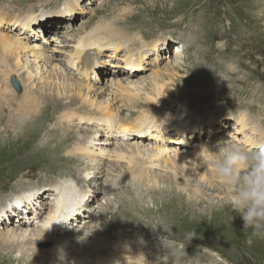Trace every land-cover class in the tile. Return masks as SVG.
<instances>
[{"label": "rangeland", "instance_id": "374dc122", "mask_svg": "<svg viewBox=\"0 0 264 264\" xmlns=\"http://www.w3.org/2000/svg\"><path fill=\"white\" fill-rule=\"evenodd\" d=\"M65 1L70 3L76 0H0V9L12 13L11 15H22V12L31 11L35 7L33 13L40 20L38 23L41 25L32 28L30 33L40 34L47 39L48 36H43V34H48L51 28H59L61 31H66L67 35L64 39L61 34L57 33V37L65 40L64 45L56 47L54 43L49 42L46 48L52 55L54 64H58L57 71H50L49 68V72H46L40 67V73L37 74L36 67L41 66L42 62L33 56H23L22 64L26 67L20 71V74L28 70L33 74V79L27 80L26 83L22 80L12 79L10 81L11 86L19 94L23 92L24 85L33 83V89L43 94L46 102H44L45 109H39L34 115L27 116L29 117L25 122L27 126H8L6 119H2L4 125H0V198L13 197L14 199L11 200L13 203L1 209L0 235L4 237L9 230L17 229L15 225L17 223H12L17 222L16 220L22 215L24 216L18 211L19 207L23 212L22 206L28 204L26 198L32 194L26 191L21 194L19 192L36 187H43L38 191L54 190L55 185L61 186L60 184L64 185V181L75 180L81 182L82 188H85L90 198L87 199V197V200L83 202L80 199L82 194H76L78 203L81 206L87 203V206H82L78 213L79 218L73 221L77 225L71 224L69 236L77 232L74 236L77 238L83 236L84 240L70 250L72 253L76 251L86 254L88 257L86 264H95L100 256H109L111 252L116 253L117 245H121L120 255L124 257L125 264H155L158 258L166 252L162 237L167 236L168 233L160 225L161 223L169 228L170 235L166 238L171 240L178 250L176 264H264V237H251L252 242H248L250 230L249 236H246L243 231V219L236 212H231L223 206L222 201L227 189L215 172L212 174L214 182H211L210 179H203L202 175L198 174H202L203 170L199 172L191 168L188 162L186 166L173 163L168 166L173 167L174 171L167 172L173 171L175 177L177 174L182 177L177 179L178 184L172 182L167 176L152 174L148 170L149 166L143 161L142 152L144 150L154 152V149L152 150L155 146L154 141L148 142L149 137L145 138L148 139L147 142L142 139L143 137L137 141L133 137L123 141L115 138V135L109 139L112 140L111 144H106L107 140L100 144L103 140L102 135L105 133V126L99 128L96 123H82L83 116H78L80 120L77 116H73L70 120L65 116V112L54 110V105L57 107L58 101L60 104H68L71 100L72 104L82 103L83 106H76L81 110L89 106L78 97L77 89L58 96L56 95L58 83L51 84L50 81L43 82L44 79H42L44 74L46 76L50 74L49 76L52 77L59 75V80L65 75V80H68L67 73H69V78L74 75L83 82L88 80V83L95 78L99 79L101 71L86 76L81 75L82 71L73 69L72 75L64 65L70 62V56L76 52V43L80 36L91 33L88 36L94 38L97 36L96 28L106 25L125 30L129 36L134 38H143L144 41L149 42V45L152 44V40L164 42L161 47L184 42L189 48L179 55L178 62H175L177 60L175 58L172 64L171 61L168 62L156 55V58L149 59L145 70L137 71V69L136 72L140 73L136 75L134 72L135 75L133 74L132 78L139 81L145 80L144 85L140 84L143 86L142 92H151L149 88L154 82L152 77L154 71H163L159 75L164 77L163 82L170 87L169 95L159 98L158 104H154V111L165 115L167 120L169 119L174 124L179 123L182 116L191 119H201L203 115L216 116L219 118L216 124L226 123L223 128L225 131L222 129V132L219 130L212 135L208 134L206 136L208 140H204V136L202 140L217 143L220 137L230 138L231 128L226 126L233 124L235 126L231 127L238 132L233 134L235 137L231 140H236L240 138L238 134L241 133L238 122L241 111L246 113L248 122L250 121L251 124H256L255 121H257L258 124L262 123L264 126V109L258 111L255 108L256 100L264 99V0H79L82 11L79 10L72 16L70 12L59 11L64 10ZM81 26L86 28L82 29ZM18 28L21 30L22 27ZM80 28L82 30H79ZM219 36L220 38L217 39L216 37ZM104 39L108 38L105 36ZM27 41L33 45L38 39L32 38ZM146 42L142 41V44ZM166 42L167 45H165ZM125 50L126 48L120 46L117 52L123 56L122 53ZM162 51L161 55L167 53L165 49ZM102 55L107 65H112L113 56L108 53ZM115 58L118 61L120 59L118 55H115ZM170 63L176 65V70L173 71ZM121 66H123L122 63L115 64L111 68L112 74L104 71L103 74L108 75H102L103 80L92 82L97 87L93 86L92 89L96 90L91 91V94L97 93V90L100 92L102 88L107 89L106 83L108 84L107 81L112 78L111 76L116 81V76L123 73L117 72ZM98 67L101 68V64ZM166 68L171 74L176 71L177 73L166 76L164 73ZM61 71L63 74H60ZM192 87L202 92H194L193 96L188 97ZM205 91L208 92L205 93ZM106 97L109 100L112 99L108 91L103 93L100 99L104 100ZM196 101L203 103L204 110ZM262 106L264 107V100ZM93 107L99 110L95 118L113 117L116 121L109 123L113 128L116 127L120 131L132 128L131 132H134L137 127L135 118L142 111L150 109L142 96L133 100L132 104H126L121 116L118 114L105 116L97 105ZM3 109L1 107L0 111ZM199 109L203 110V115L199 114ZM48 115L51 118L45 121ZM148 115L156 114L149 112ZM123 116L129 119L130 126L123 127ZM118 118L120 122H117ZM24 120L25 118L22 122ZM207 120L210 118H205V116L202 118V121ZM64 128L65 132L69 129L75 139L58 153L57 146L50 147L46 144L49 143L50 131L53 129L60 131ZM97 130L99 134H96ZM140 131L144 132L146 129L142 128ZM245 131L250 134L248 128ZM242 135L245 134L242 133ZM143 136L146 137V134ZM92 138L93 143H89ZM256 138L264 140L261 135H257ZM168 139L176 144L172 138ZM116 141L118 143H114ZM140 142L151 145L143 148L141 144L144 143ZM124 143L126 145H122ZM129 145H135V156L140 161L138 165H141V169L143 170L145 166L148 168H145L147 173L144 179L135 181L129 173L127 159L115 158L116 146L127 151L125 147H130ZM178 150L189 152L188 154L193 151L192 147L187 145H183ZM170 154L171 152L168 155ZM93 159L103 162V174L100 176H98L99 168L95 165L96 162L92 161ZM194 160L193 158L188 159L195 163ZM152 165L150 163V167ZM156 168L157 172L167 170L163 166ZM209 169L204 171L208 177L207 170ZM30 170L34 171V177L28 175ZM173 174L170 173L169 177L172 178ZM96 179L94 186L93 181ZM87 188L90 190L86 191ZM19 199H23L22 202H17ZM34 200L40 210L38 196ZM47 200L45 199L44 204H47ZM44 204L41 211L43 217L52 210ZM49 204L54 206L52 200ZM92 207L97 209L88 210ZM85 214L90 217H84ZM53 215L56 217L57 213ZM33 224L29 226L30 229L40 228V219H37V222L34 221ZM45 226L51 227L52 225L47 223ZM47 231L50 229L47 228ZM192 231H195L197 235L192 240L186 239V234ZM54 233H49L48 236ZM58 233L56 232L55 235L64 236L61 231ZM110 236L114 238L110 239ZM38 246L45 249L49 243L38 241L37 236L31 235L17 245L2 244L0 240V264H56L54 260L50 261L46 251H41L42 249ZM37 253H40L41 257ZM118 259L124 260L122 257ZM72 262L79 264L75 258ZM168 264H172L171 259Z\"/></svg>", "mask_w": 264, "mask_h": 264}, {"label": "bare ground", "instance_id": "6f19581e", "mask_svg": "<svg viewBox=\"0 0 264 264\" xmlns=\"http://www.w3.org/2000/svg\"><path fill=\"white\" fill-rule=\"evenodd\" d=\"M68 3L69 2L65 1L66 5L64 6L65 7L64 10H59V11L68 12V13L70 12L72 16L74 13L81 10V3H79V0L70 2L69 4ZM34 10L35 7L32 8L31 11L26 10L25 12H22V15L19 14L11 15L12 13L10 12L7 13L0 9V108L1 107L4 108L3 111L2 110L0 111L1 112L0 125H4L2 123V119L4 118L6 119L8 126L25 125V122L29 118V117L27 118L28 115L31 114L30 116H32L39 109L40 110L45 109L44 102H46V99L43 97V94H39V92H37L36 89H33L34 86L33 83H30L29 85H24L23 92L19 94L17 93L15 88L11 86L10 81L14 79L18 81L22 80L23 83L24 82L26 83L27 80L31 81V79H33V74L31 72H28V70L20 74V71L23 70L24 67H26L24 64H22L24 58L23 56H28V57L33 56L36 58V60L42 62L41 66L38 65L36 67L37 74L40 73V67H42V69L44 68L46 72L47 71L49 72V68L50 71H55V70L57 71L58 64L57 65L54 64L53 57L50 53H48L46 48L48 47L47 45H49V42L54 43L56 47L58 45L59 46L64 45L63 41L65 40H61L59 37H57L58 35L57 33L61 34L62 38L63 37L64 39L67 38L66 37L67 35L65 34L66 31L65 32L61 31L59 28H51L48 30V34H43V36H48L47 39L43 38L42 35L40 34L38 35L35 33H30L29 31H32V28L40 27L41 25L38 23V21L40 20H38V18H36V16L33 13ZM70 14H68V16ZM35 23L36 25H34ZM19 26L22 27L21 30L18 28ZM85 28L86 27H82V29ZM82 29L80 28L79 30ZM96 31H97V36L94 38L88 36L91 33L87 34L86 36L79 37L78 42L76 43V49H75L76 52L70 56V62L66 63L64 67L68 71L70 70L71 71L70 73L72 75H73V69L82 71L81 75H86V76L90 73L95 74V72L101 71L102 74L98 77L99 79L94 77L95 79L90 80L88 83V80L87 82H83L78 78H76L74 75L73 77L71 76L72 78H69L68 77L69 73L66 74L68 80H65L64 77L65 75L63 77H60L61 80H59V75L52 77L49 76L50 74H48L47 76L44 74L42 78L44 79V81L42 80L43 82L50 81L51 84L58 83L57 84L58 93H56V95L58 94V96L62 95V93L66 94L67 91H71V90L74 91L77 89L78 97H80L83 102H85L87 105L91 107L85 106V109L81 110V108L78 109L76 106L78 105L83 106L81 105L82 101H80L81 104L79 103L72 104V100L69 102L67 101L68 104L66 103L60 104V101H58L57 107L54 105V110L56 112L59 111L65 112V116L68 117V119L70 120L73 118V116H77V117L83 116V119H81L82 123L84 122L87 123L91 122L94 124L96 123V125H99V128L105 126L104 127L105 133L102 135L103 140L100 141V144L101 142L102 143L105 142V140H107L106 144H111L112 140L109 139L110 138L112 139L115 135H116L115 138H118V140L122 139L123 141H125L124 139L131 137H133L134 140L137 141L139 138L143 137L142 139L145 140V142H147L148 139L145 138L149 137L150 140L148 142L152 143V141H154L155 143V146H153L154 148H152V150L154 149V152H150V151L148 152L147 150H146L147 152H145L144 150L142 154H143V161L149 166V169L147 168V166H145V168H147L149 172H151L152 174L157 173L161 177L167 176V178L170 179L172 182L174 183L177 182L178 184L177 179L180 178L181 176L177 174V177H175L173 174L174 168L173 167L169 168L168 166L170 165V163H173L174 165L179 164L181 166L189 162L188 166H191V168L196 169L199 172L203 170L202 174L198 173L199 175H202L201 178L210 179L211 182H214V179L212 178V174H214L215 171L211 170V168L207 170L209 177L207 176L206 173H204V171L207 168L202 164V161L200 160L202 159V157L199 156V153L201 152L202 147H204L203 151H210V149H215L217 143L210 142L211 140L203 141L202 140L203 136L205 137L204 140H208L206 137L208 134L212 135L214 133H217V131L219 130L221 132L223 130L225 131V129L223 128L225 127L224 125H226V123L219 122L216 124L219 118L212 115H208V116L203 115L202 112L204 110L203 103L197 101L196 103L201 105L203 108V110L199 109L200 111L199 114H202L203 117L205 116V118L207 117L210 118V120L202 121L203 117H201V119L198 118L191 119L190 117L182 116V118L180 117L181 121H179V123L176 124L171 123L169 119L167 120V117L165 115L158 114L159 112L154 111L155 108L154 104L156 105L158 104L159 98H164L166 95H169L168 93L170 87L166 85L165 82H163L164 77H160L159 75V73L163 71H159V70L154 71V74L152 76L154 82L151 84V87L149 88L151 89V92L150 91L142 92L143 86L140 84L142 83L144 85L145 80L139 81L136 80L135 78H132L135 74L138 75L140 73V72H136L137 69H138L137 71H141L142 69L145 70L147 64L149 63V59H153L156 55L158 57L160 56L164 60H168V62L171 61V63L173 60H175V58H177L175 62H178L179 60L178 58H180L179 55L181 54V50H182L180 48V44L182 43L179 42L177 45L171 46L172 44L167 45L166 42L165 45L167 46L161 47L162 44H164V42H160L159 40H152V44L149 45V42L144 41L143 38L140 39V37L134 38L133 36H129L125 30L118 29V27L115 26L113 27L112 25H106L101 28H96ZM11 32L12 33L14 32V34H12ZM20 35H22V37ZM105 36L108 38L107 40L104 39ZM23 38H25L26 40L25 39L23 40ZM32 38H35L36 40L38 39V41H36V44L31 45L29 41H27ZM40 38L43 39L40 40ZM68 38L70 39L71 37ZM216 38L219 39L220 36ZM137 40L139 41L137 42ZM142 41L146 42V44L144 43L142 44ZM120 46L121 48H126L125 52L122 53L124 54L123 56L120 55L119 52H117ZM182 48H183L182 51L184 53L188 50L189 47L183 44ZM162 49L167 50V53L161 55ZM103 53H108L111 56H113L111 60L112 65L109 64L107 65L106 60L102 55ZM172 53L174 55L173 58H172L173 56ZM115 55L116 56L118 55L120 57L119 61L115 58ZM124 62H126V64L129 63V66L134 65L136 69L132 71H128L125 67H123ZM118 63H122L123 66H121V69L117 72H123V73L116 76L117 79L116 81H114L113 76H111L112 77L110 78L111 80L109 79L107 81L108 84L106 83L107 89L102 88L99 90L101 93L98 92L97 90L96 91L97 93H94L92 95L91 91L96 90V89H92L94 86V83L92 82H95V80H101L102 75H108V74H103L104 71L109 74H112L113 72L111 68ZM171 63H170V67L173 69V71L176 70L175 67L176 65H171ZM100 64L102 66L101 68L98 67ZM167 70L169 69L166 68L164 70L166 76H172L173 74L177 73L176 71V72H172L173 74H171L169 73V71L167 72ZM23 74L25 76H22ZM60 74H63V72L61 71ZM52 75L54 76V74ZM109 81H111L110 84ZM107 91L109 97L111 96L112 99L109 100L108 97H106V99L104 100L100 99L102 98L103 93H107ZM153 92L156 94H154ZM194 92H202V91L200 89L192 87L191 90L189 91L188 97L193 96ZM207 92L208 91H205V93ZM140 96H142L144 100L149 104L150 109L149 110L147 109L148 111H142V113L135 118V126L137 127H135L134 132H131L133 131L132 128L123 129L124 131L117 130L116 127L113 128V126L109 124L112 121H116L113 120V117H110L109 119L95 118L96 116L95 114L99 112V110L93 106L97 105V107L101 110L100 112L105 116L113 115V114H118V116H121V113L123 112V108L126 106V104H132L133 100L138 99ZM263 100H264L263 98L256 100L255 104L257 105L255 108L258 111L264 109V107L262 106ZM64 105H66V107H63ZM149 112H154L157 116L148 115ZM23 118H25L24 122H22ZM45 118L46 119L44 120L46 121L49 118H51V116L48 115ZM238 118H239L238 119L239 126L241 127V128L238 127L239 129H241V133L238 134L240 135V138H238L239 140L236 138V140H233L232 142L240 145H247V144L251 145L255 140H257L256 138L257 135H261V137L264 138V126L262 125V123H260L261 124L260 125L258 124L259 122L255 121L256 124H251L250 121L248 122V117L246 113L242 111L239 113ZM122 119H124L123 123L121 122L123 127H128L131 125L129 119H127L124 116L122 117ZM159 120H165V123L162 125L163 122ZM166 120L169 122V124H167L168 122ZM117 122H120L119 118ZM7 125L5 126V129ZM165 125L168 126L166 127ZM231 126L234 127L235 124L228 125L226 127L231 128V132L229 135L231 138H233L235 137V135L233 134L238 131ZM142 128L146 129V131L144 132L140 131V129ZM246 128H248L250 134H248L245 131ZM166 131L168 134L166 133ZM169 131L172 132L169 133ZM143 133L146 134V137L143 136L144 135ZM242 133H244L245 135H242ZM96 134H99V130H97ZM48 138H49V143L46 145L50 147L57 146L58 153H60L71 141L75 139V136L70 132L69 129H66L65 132V128H64L61 129L60 131L53 129L52 131L49 132ZM168 138H172L174 141H176V144L168 141L169 140ZM228 138L229 137H220L218 138V140L219 139L223 140ZM93 141L94 139L92 138L89 140V143L90 142L93 143ZM145 142H140V143H144L141 144L143 148H147L151 145L150 143L145 145ZM114 143H118V142L116 141ZM180 144L190 146V148L192 147L193 151H191L190 154H188L189 152H180L181 150L178 149L183 147ZM122 145H126V143ZM129 146L130 147L128 146L125 147L127 151H123L124 150L123 148L116 146L114 149L115 158L127 159V163L130 169L129 173L133 178H135V181L137 179H144V176H146L145 173H147V169L144 168L142 170L141 165H138L140 161L135 156V145H129ZM177 147L179 148L177 149ZM170 152L171 154L168 155ZM189 158L191 160L192 158L195 159L194 160L195 163H193L192 161H188ZM92 161H95L96 162L95 165H97V167L99 168L98 176L103 174L102 160L93 159ZM150 163L153 164L152 167H150ZM155 165L159 167L161 166L166 167L167 170L164 172H157L155 171V169L157 170L156 168L157 166ZM171 170L173 171L167 172ZM170 173L173 174L172 178L169 177ZM28 175L30 177H34L35 173L34 171L30 170L28 172ZM93 182L95 186V182H97V179L94 180ZM63 183L65 186L63 184H60L61 186L55 185V187L53 188L54 190L49 189L47 191L45 190L38 191L39 188L42 189L43 187H36L32 190H23V191L20 190L21 192H19V194L25 191L30 192L32 194V195H28L26 199L28 200V206H33L34 209L33 208L30 209L31 215L29 214L27 216L18 218V220H16L17 222L12 223V224L17 223L15 224L17 226L16 227L17 229L9 230L11 231V233L9 231L6 232V235L4 237L2 236V234L0 235V240L2 241V244L10 243L13 245L14 244L17 245L23 242L24 239L27 238V236L29 235L33 237L37 236L38 241L49 243V246H46L45 249H42V247L40 246L38 247L42 249L41 251H46L49 257L48 259H50V261L54 260L56 264H73L72 259L75 258V260L79 264H86V262L88 261L87 259L88 257L86 256V254L78 253L76 251L75 252L73 251L74 253L73 254L72 251L70 250L77 243L82 242L84 240V237L79 236V234L78 236L80 239L74 236L77 232L72 236H69L70 235L69 232L71 231L70 230V228L72 227L71 224L77 225L76 223H73V221H76L77 217L79 218V214L77 216V214L74 213L76 211L80 213L82 206H87V203H85L82 206L81 204L78 203V198L76 197V194L79 193L80 195L82 193L84 194L80 199H83L86 196L88 197L87 199H89L90 195L88 194V192H85V188H82L83 186H81V182L79 183L78 181L76 182L74 180L70 182L64 181ZM80 190H82V192H79ZM87 190L90 189L87 188L86 191ZM36 196H38V201H39L38 203L40 205L39 206L40 210L37 208L34 202ZM13 199H14L13 197L0 198V213H1V209H3L6 205H10L11 203H13V201H11ZM45 199L46 200L48 199L47 204H44ZM49 199H51L54 202V206H50L49 202L51 200ZM22 200L23 199H19L17 200V202H22ZM43 204L48 205L49 208L52 209L46 215H44V217H43V212H41L43 208ZM65 204L66 206H63ZM93 209L95 210L97 208L94 207L90 209L88 208V210H93ZM53 213H57V216L55 217ZM85 216H88L87 218L90 217L87 214H85L84 217ZM37 219H40V228L33 227L30 229L29 226L34 225L33 223L34 221L37 222ZM47 223L51 224L52 226L46 227L45 224ZM84 223H86V221H84ZM47 228H49L50 231H47ZM60 231L62 234H64V236L61 234L60 236L57 235L59 234L58 232ZM54 232L55 233L57 232V234L55 235ZM49 233H54V234L49 237L48 236ZM55 236H59V237H55ZM113 238L114 236H110V239ZM116 250H117L116 253L111 252L109 256H100L95 261V264H116V263L125 264L124 262L126 261L124 257L120 255V252L122 250L121 245H117ZM35 254L36 253H34V255ZM38 255L40 256V253ZM120 257H122L124 260H119L118 258Z\"/></svg>", "mask_w": 264, "mask_h": 264}, {"label": "clouds", "instance_id": "9594fccd", "mask_svg": "<svg viewBox=\"0 0 264 264\" xmlns=\"http://www.w3.org/2000/svg\"><path fill=\"white\" fill-rule=\"evenodd\" d=\"M162 121V125L165 120ZM199 153L202 164L211 168L226 186L223 206L231 212H236L244 221V234L251 237H264V140L257 139L251 146L232 142L231 137L217 142L215 149ZM164 230L170 235L169 228L163 223ZM195 231L186 234V239L192 240ZM162 237L165 255L158 258L155 264H176L178 250L175 244Z\"/></svg>", "mask_w": 264, "mask_h": 264}, {"label": "water", "instance_id": "95a60500", "mask_svg": "<svg viewBox=\"0 0 264 264\" xmlns=\"http://www.w3.org/2000/svg\"><path fill=\"white\" fill-rule=\"evenodd\" d=\"M16 83V82H15ZM17 84V83H16Z\"/></svg>", "mask_w": 264, "mask_h": 264}]
</instances>
